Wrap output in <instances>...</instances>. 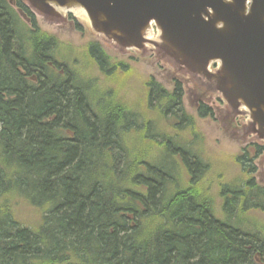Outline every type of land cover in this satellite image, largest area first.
Here are the masks:
<instances>
[{"label": "trees", "instance_id": "trees-1", "mask_svg": "<svg viewBox=\"0 0 264 264\" xmlns=\"http://www.w3.org/2000/svg\"><path fill=\"white\" fill-rule=\"evenodd\" d=\"M62 45L23 0H0V264H264V232L230 222L241 205L264 212L252 158L237 156L245 178L230 198L205 184L199 158L172 154L179 172L167 169L159 154L195 135V120L185 113L175 135L147 115L178 116L181 86L145 82L144 116L98 84L104 73L134 78L131 65L110 64L93 42L79 75L57 60Z\"/></svg>", "mask_w": 264, "mask_h": 264}, {"label": "water", "instance_id": "water-1", "mask_svg": "<svg viewBox=\"0 0 264 264\" xmlns=\"http://www.w3.org/2000/svg\"><path fill=\"white\" fill-rule=\"evenodd\" d=\"M23 1L48 22L73 16L120 53L154 51L264 145V0Z\"/></svg>", "mask_w": 264, "mask_h": 264}, {"label": "rangeland", "instance_id": "rangeland-1", "mask_svg": "<svg viewBox=\"0 0 264 264\" xmlns=\"http://www.w3.org/2000/svg\"><path fill=\"white\" fill-rule=\"evenodd\" d=\"M34 15L43 31L57 35L60 41H62L63 45L60 46L57 52V60L60 63L70 62L69 64L74 70L80 71L79 75H83L82 72L86 74L84 68L85 66H89L91 54L89 46L93 42H97L103 47L105 54L108 55V59L110 58L109 60H111L110 64L123 62L131 65L135 69L134 78L124 77L117 72L100 73V75L103 74V80H99L98 84L99 87L101 85L106 87L114 86V89L120 92V98L126 100L134 110L144 113V116L147 115L145 114L147 89L143 85L145 82L152 81L153 79L154 82L163 86L168 91H173L177 85L181 86L183 96L178 116H167L168 119H165L167 122H161L160 118L162 115L160 113L155 114L150 111V114L147 115L151 125L157 127L159 123H163L167 130L173 127L174 129L170 131L172 133L174 130L175 135H179L180 130L186 126L183 125L185 122L182 121L185 113L195 120V135L182 133V137H179L177 141L174 140L167 147L164 155L159 154V162L163 164L167 161V169H175L176 173L179 172L177 169L178 163H175L172 159V154H175V158L181 161H183V155L181 154H184L186 157L194 156L199 158L198 169L205 175V184H215L217 188L215 187L214 189H217V192L219 187L222 186L223 192L227 198H230V193L235 192L236 182H242L245 178L243 176L245 170L237 158V156L239 157L245 152L247 157L253 160L246 164L254 171L252 176L255 183L264 188V145L255 141L252 135L245 133L246 118H234L230 115L221 99L209 95L201 87L196 86L192 80L178 73L170 64L161 60L152 50H149L144 55L135 52L120 53L113 46L92 36L88 32L86 25L74 17L69 16L64 22L52 23L36 14ZM105 67L107 69L106 65ZM82 68L83 70H80ZM92 68L95 67L93 66ZM96 75H92L93 79L99 77ZM154 102L153 106L155 105ZM204 104L212 109V115L202 118L199 111L201 105ZM140 117L142 118L143 115L141 114ZM143 121L140 120L138 123L141 124ZM176 125L179 126L176 127ZM154 126H152L153 130ZM177 131L178 133L176 134ZM186 142L193 145L188 146ZM117 160V166L121 168L123 162L120 153ZM242 161L245 162L244 160ZM205 167H208L206 171L204 170ZM215 201L219 209L221 199L216 197ZM225 202L226 200L222 202V205ZM260 203L264 206V198L263 200L260 199ZM241 209L242 205L237 211L238 218L230 222L235 224V226L242 224V227H246L254 232H264V212L261 209H254L249 215ZM246 221L248 224L243 225Z\"/></svg>", "mask_w": 264, "mask_h": 264}]
</instances>
